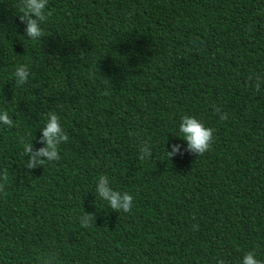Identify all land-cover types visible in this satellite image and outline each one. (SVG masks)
<instances>
[{
  "label": "trees",
  "instance_id": "1",
  "mask_svg": "<svg viewBox=\"0 0 264 264\" xmlns=\"http://www.w3.org/2000/svg\"><path fill=\"white\" fill-rule=\"evenodd\" d=\"M18 3L0 0V264H264V0H48L39 40ZM49 112L69 141L29 168ZM183 115L214 130L203 156Z\"/></svg>",
  "mask_w": 264,
  "mask_h": 264
},
{
  "label": "clouds",
  "instance_id": "2",
  "mask_svg": "<svg viewBox=\"0 0 264 264\" xmlns=\"http://www.w3.org/2000/svg\"><path fill=\"white\" fill-rule=\"evenodd\" d=\"M48 6V0H19L17 5L20 15L19 20L21 23H26L27 27L25 33L27 37L32 40H39L44 36V31L41 28V23L45 22L48 16L51 15L50 12L45 13V9ZM35 17V18H33ZM30 70L27 65L21 64L17 65L14 76L17 86H22L28 83L30 77ZM257 90H259L258 84L256 85ZM215 111L219 115L220 120H226L228 117L227 113L221 112L219 108ZM0 123L11 128L14 127L13 121L10 119L7 111L0 112ZM179 132L183 136V140H186L188 145V151L197 154V156H203L205 153L211 150L213 142V132L214 130L210 127H206L204 123L196 118L194 115H183L181 117V122L179 124ZM69 141L68 134L63 130L60 118L55 112H49L47 115V121L43 128V140L42 142L46 147L39 149V151L33 153L32 144L26 143L23 145V151L25 154L30 155V160L27 167L34 168L36 162L43 165L45 161L40 158H46L47 161H59V146L62 143H67ZM141 156L140 160H146L148 156L151 155L149 148L141 142ZM180 151L179 145H173L172 152L166 153L168 158L175 155ZM7 173H5L3 179L7 181ZM96 191L99 197L107 201L110 208L117 212L131 213L133 208L134 197L128 192L114 191L109 186V177L107 175H101L98 179V186ZM0 193H4V184H0ZM93 216L83 215L81 227L88 228L91 225ZM193 230H198V225H193ZM220 264H224L220 261ZM243 264H261V261L256 258V252L248 251L243 257Z\"/></svg>",
  "mask_w": 264,
  "mask_h": 264
}]
</instances>
